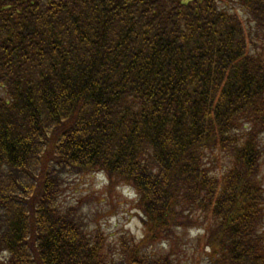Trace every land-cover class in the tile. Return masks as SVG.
<instances>
[{
  "label": "trees",
  "instance_id": "trees-1",
  "mask_svg": "<svg viewBox=\"0 0 264 264\" xmlns=\"http://www.w3.org/2000/svg\"><path fill=\"white\" fill-rule=\"evenodd\" d=\"M237 3L0 0V264H179L187 231L264 264V0ZM96 173L142 237L60 202Z\"/></svg>",
  "mask_w": 264,
  "mask_h": 264
},
{
  "label": "rangeland",
  "instance_id": "rangeland-1",
  "mask_svg": "<svg viewBox=\"0 0 264 264\" xmlns=\"http://www.w3.org/2000/svg\"><path fill=\"white\" fill-rule=\"evenodd\" d=\"M222 6L237 13L240 18L246 20L244 9L237 3V0H221ZM264 180V169H263ZM103 176L85 174L77 176L66 184L68 187L61 197L60 202L67 204L71 201L79 202L82 205L84 214H87L89 228L100 224L104 236L109 242H116L120 235L127 233L142 237L143 228L139 212L136 208V200L133 195L122 187H115L112 190L107 187ZM156 253L170 252L171 246L164 244L163 250L160 246ZM208 250L204 241L199 243L196 231H187L180 236V240L174 248L173 255L178 259L179 264H211Z\"/></svg>",
  "mask_w": 264,
  "mask_h": 264
}]
</instances>
